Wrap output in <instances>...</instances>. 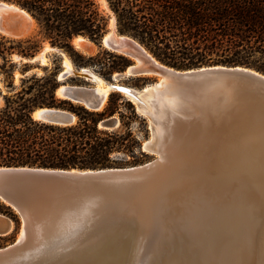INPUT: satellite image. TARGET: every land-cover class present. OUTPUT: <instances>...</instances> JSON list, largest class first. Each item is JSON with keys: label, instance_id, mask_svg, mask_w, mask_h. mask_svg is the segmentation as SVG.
Segmentation results:
<instances>
[{"label": "water", "instance_id": "95a60500", "mask_svg": "<svg viewBox=\"0 0 264 264\" xmlns=\"http://www.w3.org/2000/svg\"><path fill=\"white\" fill-rule=\"evenodd\" d=\"M0 3L16 8V14L0 20V34L22 32L24 26L15 25V18L19 12L32 17L30 13L14 2ZM111 20L98 45L134 62L125 73L101 77L107 90L99 89L82 67L59 73L56 95L98 111L110 92L121 93L148 119L150 133L142 151L153 157L120 167L0 166V200L19 218L16 238L0 247V264H35V254L61 250L162 248L167 253L175 239L176 253L160 264H264V246L250 253L247 230L250 200L256 202L253 185L264 197V73L241 65L174 68L118 32L115 18ZM77 37L90 43L83 35L72 41ZM148 75L157 80L141 88L120 81ZM69 77L87 84H70ZM33 116L60 124L75 119L55 107L38 108ZM100 126L111 130L119 120L110 117ZM170 137L263 138L241 142L232 153L212 156L203 165L189 162L192 168H187L184 151L179 153ZM226 204L237 211L227 212ZM14 230V220L0 213V237Z\"/></svg>", "mask_w": 264, "mask_h": 264}, {"label": "trees", "instance_id": "16d2710c", "mask_svg": "<svg viewBox=\"0 0 264 264\" xmlns=\"http://www.w3.org/2000/svg\"><path fill=\"white\" fill-rule=\"evenodd\" d=\"M25 8L35 19L38 32L50 45L76 53L72 39L86 36L98 43L107 32V17L95 0H6ZM116 29L128 34L158 61L177 69L204 65H241L264 73V0H109ZM0 36V81L9 88L0 90V166H39L47 168L118 167L117 153L132 157L142 155L140 136L133 129L138 120L148 136L145 118L133 102L110 92L104 107L93 111L80 103L56 95V75L21 77L14 85L13 67ZM120 62L113 65L101 55L88 57L105 71L108 78L121 71L130 59L104 50ZM80 55V54H79ZM81 58H84L80 55ZM81 65L83 63H76ZM107 66V71H106ZM70 81H75L69 78ZM146 77H130L133 85ZM61 108L75 119L60 124L35 118L34 110ZM114 117L119 126L105 129L101 121ZM0 213L10 216L18 229V218L0 200Z\"/></svg>", "mask_w": 264, "mask_h": 264}, {"label": "bare ground", "instance_id": "6f19581e", "mask_svg": "<svg viewBox=\"0 0 264 264\" xmlns=\"http://www.w3.org/2000/svg\"><path fill=\"white\" fill-rule=\"evenodd\" d=\"M101 4L107 7L105 0H100ZM15 7H12L8 4H1L0 3V20L4 17H8L14 14ZM108 9V7H107ZM109 10V9H108ZM110 11V10H109ZM16 14V13H15ZM112 14V12H111ZM112 20L115 18L113 15L111 16ZM112 20L110 22H112ZM15 25H23L24 30L20 33H1L9 38H24L31 35L35 28H37V24L35 20L25 13H18V16L15 18L14 21ZM112 35V30L107 33V36ZM74 44L77 48L81 49L85 52H92L93 47L87 40H84L81 37H77L73 40ZM55 50L62 54V64L63 70L60 71V76L62 73H74L75 67L70 61V58L63 53L61 50L51 47L50 45L46 44L44 49L40 51V53L32 58L31 60H39L41 65L46 64V52ZM25 60V59H24ZM83 70L87 75L97 82L96 86L99 89L107 90V87L104 85L102 78L97 75L95 72L90 68H84ZM89 69L94 75L87 72ZM61 78V77H60ZM123 90V88H122ZM174 138V146H180L178 152H183V155L186 156L185 158V166L187 168H192L191 164H201L203 165L205 162L210 161L211 157L214 156H221L228 154L229 152L232 153L234 147L238 148L239 143L244 142L245 144L254 143L258 138L263 137H170ZM190 171V170H189ZM204 173V172H203ZM189 176H192V173H189ZM191 186H193L191 184ZM181 187V186H180ZM229 189L230 186L227 185ZM231 189V188H230ZM253 189L256 193V202L255 198L250 200V209L253 208V211L250 213L249 216V227L248 231H250V241L252 243V247H249L253 253L256 252L264 246V197L260 193V189L257 186L253 185ZM259 191V192H258ZM232 190L229 192L231 193ZM192 193V187L188 191V194ZM228 195V194H227ZM231 196V195H229ZM226 211L236 212L237 206L228 205L226 204ZM175 239V238H173ZM171 246L169 251L164 252L161 248L160 250H136L130 248H122L117 250H92V251H85V250H61V251H54V252H45V253H38L35 254L33 258V262L35 264H160L161 259L165 257H171L173 254L176 253L175 247H172L176 243H179V240L175 239L171 242ZM164 252V253H163Z\"/></svg>", "mask_w": 264, "mask_h": 264}, {"label": "rangeland", "instance_id": "374dc122", "mask_svg": "<svg viewBox=\"0 0 264 264\" xmlns=\"http://www.w3.org/2000/svg\"><path fill=\"white\" fill-rule=\"evenodd\" d=\"M95 2L97 4L99 10L107 17V20H108L107 21V28L109 30V23H108L109 17L113 15V13L111 14V10L109 7V0H105V2H107L106 6L108 7V9L110 11L107 9V7L105 8V6L101 4L100 0H95ZM0 36L5 38L4 40L6 41V46L12 47L10 49L8 59L10 60V63H12L14 65V67H13L14 85L19 84V79L21 77L31 76L33 74L41 75V74L45 73L46 70L48 72H51V73L56 75V74H59L60 71L63 70V64H62L63 56L61 53H59L55 50H52V51L50 50V51L46 52L45 56H46L47 60H46L45 65H41L39 60H31L32 58L37 56L40 53V51H42V49H44L46 44L50 45V43L47 40H45L42 37V35L39 34L38 27L35 28L34 32L31 35H29L28 37L20 38V39L9 38V37H6L2 34H0ZM90 44H92L93 51L89 53V52H85V51H82L81 49L77 48L76 45L74 44V42L72 41V46L75 49L76 53H78V55L73 53V52H70L64 48L61 49L57 46H52V45H50V46L54 47L56 49H59L63 53H65L70 58V61L74 67L90 68L93 72H95L97 75H99L103 79L108 80L113 76H116V75L121 74V73H125V70L127 67L121 71L114 70L108 78L103 77V75L100 72L105 71V69H101L96 64L95 61L88 59V57H95L97 54H99L106 61H109V63H111V61H112L113 65L119 63L120 61L118 59L110 57L109 55L102 53L104 50L109 51V52H113V51L108 50L104 46H99L98 43H95L92 41H90ZM79 54L82 55L84 58H81V56ZM113 54H118V53L113 52ZM77 62L83 63V64L77 65L76 64ZM133 62L134 61L132 59H130V64ZM1 63H2V59L0 57V64ZM107 69L108 68L106 66V71H107ZM0 75H2V73ZM141 77H146L148 80L145 82L140 81L139 85H133L131 83V81H129L130 77L123 76L120 78V81L123 82L124 84L129 85V86L141 88V87H144L145 85L151 83L152 81L157 80V76H154V75L141 76ZM69 78H73L75 81H70ZM69 78L66 80V82H69L70 84H78V85L87 84V82H85L81 78H78V77H69ZM55 80L57 82L56 78H55ZM57 84L59 85L60 83L57 82ZM9 88L10 87H8L4 81H0V90L1 91L6 92L7 90H9ZM116 93H119V92H116ZM119 94H121V93H119ZM122 96L124 97V95H122ZM141 116L144 117L143 115H141ZM144 118L146 121V129L148 131V136H146V137L143 134V130H142L143 128L140 127V123L138 122V120L134 121V123H133V129L136 132V134H138L140 136V140L142 142V145L149 138V133H150L149 121L146 117H144ZM142 152H143L142 155L136 154V156H137L136 160H138L136 163H132V157L117 153L116 156L114 157L115 162L123 163V165H116V166L120 167V166L137 165V164H141V163H144L146 161H149L153 157L151 154H149L146 151H142ZM11 211L15 214V212L12 209H11ZM18 221H19V218H18ZM18 231H19V224H18V229L14 234H11V235H8L5 237H0V247L5 246V245L13 242L14 239L16 238L17 234H18Z\"/></svg>", "mask_w": 264, "mask_h": 264}]
</instances>
